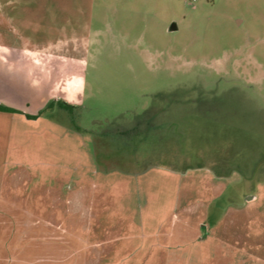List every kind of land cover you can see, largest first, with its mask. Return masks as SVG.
Here are the masks:
<instances>
[{"label": "rangeland", "instance_id": "obj_1", "mask_svg": "<svg viewBox=\"0 0 264 264\" xmlns=\"http://www.w3.org/2000/svg\"><path fill=\"white\" fill-rule=\"evenodd\" d=\"M3 37L0 170L30 202L59 162L102 264H264V0H0Z\"/></svg>", "mask_w": 264, "mask_h": 264}, {"label": "crops", "instance_id": "obj_2", "mask_svg": "<svg viewBox=\"0 0 264 264\" xmlns=\"http://www.w3.org/2000/svg\"><path fill=\"white\" fill-rule=\"evenodd\" d=\"M9 38L11 41H5V37H3L0 46L23 45L21 38L16 40H13L12 37ZM26 45L27 43L24 42V46ZM32 58L34 62H38L35 55ZM40 60L43 61L42 58ZM18 66L23 69L22 65ZM42 76L44 74L41 72L39 76L33 77L42 78ZM69 81L62 82L65 89H71L72 84ZM16 99L19 101L18 103H21V96L18 95ZM58 100H62V98L58 97L57 102ZM11 107L21 110L23 106L16 104ZM32 114L36 115L37 113ZM29 120L31 119L22 115L19 118V123L25 125ZM37 120H42L47 126L52 123L42 116ZM98 145L101 147L100 140ZM51 155L54 156L55 153H50L49 156ZM58 165L59 162L48 170L54 179V181L47 183L48 188L42 181L35 185L39 187L40 192L35 193L32 202L22 192L25 190V178L24 174H21L23 172L16 170L10 173L8 168L0 170V264H91V261L93 264L96 263L95 260L97 259L95 257L91 259L89 255L96 253L98 248L105 247L104 241L95 242L93 245L97 247V250L91 252V248L94 247L84 242L81 236L75 232H70L65 228L67 221L75 220L73 215L77 212L74 207L85 205L84 202L87 200L85 193L89 196L90 182L86 178L84 179L85 173L83 171L77 172L76 170L78 176L75 179L74 175H71V170H61ZM63 173L65 174V183L64 181H57L58 175L61 179ZM75 180L78 181L76 184ZM65 189L73 192L69 196L59 193ZM48 190L50 196L45 197L48 195ZM28 205L34 207L33 212L26 208ZM60 205L66 207L63 214L58 208ZM60 215L62 217H59ZM105 252H107L105 249L98 250L96 264H102L100 255Z\"/></svg>", "mask_w": 264, "mask_h": 264}, {"label": "trees", "instance_id": "obj_3", "mask_svg": "<svg viewBox=\"0 0 264 264\" xmlns=\"http://www.w3.org/2000/svg\"><path fill=\"white\" fill-rule=\"evenodd\" d=\"M52 104H53V101L52 102H50V104H49V106H52ZM58 105L60 106V107H62V108H64V109H70L71 108V105L69 104V103H65L64 101H62V100H58ZM0 110H5V111H18V109H15V108H13V107H7V106H0ZM29 116V118H37L38 117V115H28ZM227 190V189H226ZM224 194V193H223ZM223 194H222V196H223ZM220 197V196H219ZM218 197V198H219ZM221 221V220H220Z\"/></svg>", "mask_w": 264, "mask_h": 264}, {"label": "water", "instance_id": "obj_4", "mask_svg": "<svg viewBox=\"0 0 264 264\" xmlns=\"http://www.w3.org/2000/svg\"><path fill=\"white\" fill-rule=\"evenodd\" d=\"M171 29L173 30V29H174V27H171Z\"/></svg>", "mask_w": 264, "mask_h": 264}]
</instances>
